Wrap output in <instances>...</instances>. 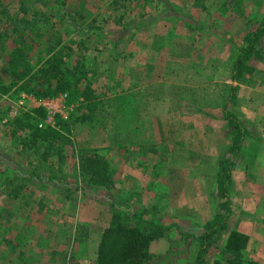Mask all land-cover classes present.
I'll return each mask as SVG.
<instances>
[{
	"label": "rangeland",
	"instance_id": "1",
	"mask_svg": "<svg viewBox=\"0 0 264 264\" xmlns=\"http://www.w3.org/2000/svg\"><path fill=\"white\" fill-rule=\"evenodd\" d=\"M20 1L25 12L19 9ZM263 16L264 0H0V64L20 30V44L31 65L38 66L51 54L60 56L73 69L77 84L88 86L92 96L81 104L57 99L43 107L18 84L0 96V184L16 172L30 175L15 199L6 197L5 184L0 186V264H95L91 239L95 244V237L107 226L121 224L141 231L138 216L131 213L142 209L146 215L141 218L163 228L151 240L152 251L159 252L158 244L163 242L169 248L164 254L167 262H195L198 246L193 234L202 231L219 202L214 167L222 154V158H235L229 152L234 130L227 126L221 106L226 102V109L235 116V110H242L236 101L238 85L264 82V37L261 57L254 61L251 74L232 80L231 62L242 36ZM127 82L172 85L179 101H167L166 89L171 88H164L162 122L147 120L139 153L119 156L112 152L124 150V122L117 125L119 133L108 118H119V122L124 118L122 97L115 98L110 117L101 111L106 93L122 94ZM232 83L236 89L227 100ZM143 91V103L124 105L127 112L138 115L142 110L147 118L157 105L160 108V101L155 90L145 87ZM14 118L26 128L15 130ZM33 126H52L62 140L66 138L59 147L61 162L55 154L43 159L22 145ZM83 152L99 155L108 164L127 159L129 170L117 175L109 188L96 186L77 172V156ZM230 189L234 207L243 198L241 190L253 193L252 188L238 185ZM258 189L261 199L264 188ZM253 217L262 218L263 212ZM74 226L81 237L77 259L69 243L63 249L53 235L62 230L70 236L76 232ZM258 229L264 231L262 226ZM30 230L32 234H27ZM228 230L215 237V247L204 255L207 264L222 258L219 249ZM253 238L241 255L264 264V234ZM149 261L155 264L157 259Z\"/></svg>",
	"mask_w": 264,
	"mask_h": 264
},
{
	"label": "trees",
	"instance_id": "2",
	"mask_svg": "<svg viewBox=\"0 0 264 264\" xmlns=\"http://www.w3.org/2000/svg\"><path fill=\"white\" fill-rule=\"evenodd\" d=\"M33 1L44 3V0ZM19 9L22 12L26 11V8L21 5V1ZM0 35L2 36V34ZM263 37L264 16L242 36V45L231 62L230 77L232 80L240 79L254 71L253 63L260 59L262 54L261 40ZM22 40L23 34L18 30L12 39V48L8 51L6 59L0 64V96L6 94L13 85L18 84L21 91L35 100L51 99L58 94H64V100L65 102L67 100V103L71 101L81 104L92 99L90 88L88 86L80 87L77 84L78 80L73 75V69L60 56L51 54L38 66L31 65L23 45L20 44ZM235 89L236 85L232 83L229 87L227 100H231ZM221 109L227 126L234 130L229 152L235 155L245 134V129L226 109V102L222 104ZM12 121L15 130L26 128L21 120L14 118ZM62 138L59 131L52 126L42 129L33 126L27 134V139L22 140V145L31 147L33 153H38L43 159L55 154L57 162H61L63 156L59 147L64 141L66 142V138L64 140ZM40 147L41 150L38 152ZM232 165L233 159L229 157L220 159L217 163L215 191L219 202L216 205V212L202 224V231L193 236L198 246L195 264H207L204 255L209 248L215 247V237L226 230V220L230 213L227 187L230 184ZM76 167L77 172L88 176L94 185L110 187L109 166L103 157L96 154L80 153L77 156ZM26 181L27 177L12 176L1 182L0 186L2 188L5 184L8 187L5 192L6 197L15 199L24 188ZM131 214L138 216L137 220L141 223L142 230L136 231L131 226L122 227L121 224L115 227H104L98 235L95 264H148L152 257L148 251V244L152 239L162 234L163 228L151 219L141 218L146 215L144 209ZM245 243L246 236L244 234L234 230L228 231L219 249V256L222 255V258L215 259L212 264H259L241 255Z\"/></svg>",
	"mask_w": 264,
	"mask_h": 264
},
{
	"label": "crops",
	"instance_id": "3",
	"mask_svg": "<svg viewBox=\"0 0 264 264\" xmlns=\"http://www.w3.org/2000/svg\"><path fill=\"white\" fill-rule=\"evenodd\" d=\"M256 84L258 85H254V84H251L252 86H245L241 84L238 85L239 92H237L236 94V101H237V105H239L242 108V110H240V113L237 112V110H235L234 114L237 121L243 124V128L245 129V134L239 145V148L237 149L235 158H233V165L230 172V184H229V189L227 190V194H228L227 196L230 203V213L227 217L226 229L227 227H229L228 231L234 230L244 234L246 236L245 247L251 245V239H254L253 235H257L258 233L264 234V231L262 232L260 231L261 229L260 230L258 229V226L264 227V205L260 206V204H264V197L261 199L258 198L260 196V190L258 188H264V139H263L264 132L262 131L264 130V82L263 83L257 82ZM123 87L124 89L122 88V94L119 93L118 91L115 92L114 90H110L106 93L107 96L104 97L105 99L103 100L102 103V107L106 112L101 111V114L105 116L107 115L108 117L113 115V112L115 111L114 105L116 106L115 98L118 97L120 99L122 97V99H120L119 102H122L124 118H120V122H119V118H108V120L111 121L112 124L111 126L113 128V131L115 132L117 131L119 133L121 129L120 127H117V125H120L122 121L124 122L123 125L124 150L114 149L112 153L113 154L116 153L119 156L136 155L139 153L140 148L142 147L143 139L146 138V134L142 132L145 131V129L147 128V126L145 125L147 120L154 123L159 118L160 123L162 122V119L160 118H163V114H164V109L161 108L163 106V102L165 101L164 88L166 87L171 88L170 91L166 89L167 101L169 100L174 101L173 99H175L174 102H178L179 96L177 95V93H175L174 95V89L172 85L165 86V84H160V83L145 85L142 83L137 84L133 82L132 83L127 82L123 85ZM145 87L148 90H155L156 99L160 101L159 103L160 108L159 105H157L147 115V118H144V114L142 110L139 111L138 115H133L132 113L127 112L125 110V105H124L125 103L132 105L140 101L143 103L145 97V93L143 90ZM114 89H120V86L118 88L115 87ZM123 91H125L126 93H123ZM107 98L109 100H107ZM111 99L114 101V104H111L110 102ZM150 103H152V101ZM118 108H121V106H119ZM129 116L130 118H128ZM188 119L190 120V118ZM207 137L209 138L210 136ZM207 148L213 150V147H207ZM108 153H110V150L108 151ZM222 155H221V159H223ZM126 161L128 162L127 159ZM126 161L121 162V160L118 158L117 160H114L113 163L108 164L110 180L112 185L115 184V180H117L118 177L117 175L120 176L122 171L129 170L130 164H128ZM214 169H215L214 184H215V174L217 171V165H215ZM233 173H235V176ZM15 176L27 177V180L30 178V175L27 174L24 175V173L22 172L19 173L16 172ZM55 184L56 185L60 184V182H56ZM62 184L66 186L65 182H63ZM232 185L234 186L238 185L243 188L245 187L252 188V192H253L252 194H250L245 189L241 190L243 193L242 194L243 198H239V201H237V203L239 202L238 207H234L236 205L235 204L236 200L235 198H233L234 194H231L230 186ZM259 211L263 212V217L254 218L253 214L255 213L258 214ZM77 217L78 216H75L76 219ZM91 221L92 223H95L93 219ZM72 228L76 232L75 233L73 232L70 236L69 234L66 235L65 232L62 230H56V232H53V235L57 236L61 243V245L59 244L56 245L62 246L63 249L67 246L66 245L64 247V245L66 243H69L70 247H72L75 252L74 257L75 259H77V257L80 256L79 250L76 248V245H78L79 240H81L80 229L76 228L75 226ZM200 232L201 231H198L196 233L199 234ZM26 233L32 234L31 230L30 232H26ZM188 233H194V232H189L188 229ZM197 234H193V235H197ZM68 236L69 238H67ZM95 238H98V236ZM91 241L93 242V246H92L93 250L91 251L92 254L93 252H96L98 239L95 244H94V239H91ZM152 241L148 245V251L152 256L151 257L152 261L153 259H157L155 264H172L173 261L167 262L168 260H164V254L169 249V248L167 249V244L163 242H159L158 244L159 252L156 253L152 251L153 248H155V244ZM31 248L35 250L36 246L32 245ZM86 252L90 253L89 251ZM250 258L251 260L254 261L256 260V258L254 257H250ZM182 263L195 264L194 260L193 261L183 260ZM210 263L212 264V262Z\"/></svg>",
	"mask_w": 264,
	"mask_h": 264
},
{
	"label": "built area",
	"instance_id": "4",
	"mask_svg": "<svg viewBox=\"0 0 264 264\" xmlns=\"http://www.w3.org/2000/svg\"><path fill=\"white\" fill-rule=\"evenodd\" d=\"M64 98H65V95L64 94H58L56 97H54V98H51V99H40V100H35V99H33V100H35V104L38 106V105H40V106H46V105H49L50 103H52L53 101H55V100H57V99H59V100H64ZM38 127H42V124L41 123H39L38 125H37Z\"/></svg>",
	"mask_w": 264,
	"mask_h": 264
}]
</instances>
